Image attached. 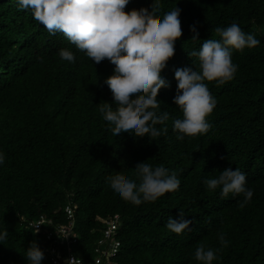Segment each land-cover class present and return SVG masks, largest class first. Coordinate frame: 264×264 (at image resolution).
Segmentation results:
<instances>
[{"label":"trees","instance_id":"1","mask_svg":"<svg viewBox=\"0 0 264 264\" xmlns=\"http://www.w3.org/2000/svg\"><path fill=\"white\" fill-rule=\"evenodd\" d=\"M154 0H129L125 10L148 8ZM159 18L177 6L182 36L174 56L161 75L168 87L158 93L169 119L156 125L161 135L135 138L112 135L98 104L113 102L104 80L113 73L107 58L94 64L61 32L50 33L33 19L31 10L16 0L0 2V264H27L26 248L35 241L48 258L49 243L29 221L45 214L67 222L65 206L74 210L80 239L75 252L86 262L95 257L102 235L98 217L119 215L122 240L117 264H199L195 248L203 243L219 249L212 264H264V0H158ZM236 22L260 43L233 50L238 67L224 84L205 81L216 100L207 116L211 127L204 134L176 138L172 123L182 117L173 102L178 68L192 66L188 53L204 39L215 38L217 26ZM195 25L199 40H191ZM71 49L75 62L58 52ZM115 108V105H112ZM163 165L181 183L153 202L132 204L115 196L107 177L119 172L133 178L137 163ZM238 168L253 190L251 201L239 206L242 196L222 197L206 189L203 180L220 170ZM180 210L192 223L181 234L166 228L169 216ZM229 242L221 246L218 235Z\"/></svg>","mask_w":264,"mask_h":264},{"label":"clouds","instance_id":"2","mask_svg":"<svg viewBox=\"0 0 264 264\" xmlns=\"http://www.w3.org/2000/svg\"><path fill=\"white\" fill-rule=\"evenodd\" d=\"M128 3L129 0H16L19 9L31 10L33 19L50 33H63L94 64L107 58L114 65L113 73L104 80L113 102L98 104L99 113L112 135L124 133L151 139L167 130L156 127L169 119L167 111L157 112L158 93L169 86L161 72L174 56L175 42L182 36L181 10L175 6L158 19L161 12L158 0H154L151 11L148 8L126 11ZM190 31L191 40H199L195 25L190 26ZM212 32L215 38L204 39L198 50L188 53L195 58L194 67L178 68L174 73L177 89L173 102L182 113V117L172 123L178 140L204 134L211 127L206 118L216 100L205 81H216L219 85L231 80L238 67L232 61L233 50L254 48L260 43L254 33L243 31L236 22L226 27L217 26ZM58 55L70 63L76 59L68 48L60 49ZM4 160L5 155L0 151V164ZM134 176L135 179L117 172L108 176L106 182L115 196L135 205L156 201L166 192L177 190L181 183L177 174L162 164L137 163ZM203 184L210 191L219 188L222 197L230 193L242 196L238 202L241 208L253 196V190L246 185L245 174L238 168L220 170L218 175L204 179ZM191 223L180 210L178 217H168L166 228L181 234ZM7 234V229L0 231V241ZM67 235L60 236L66 238ZM218 239L223 247L229 243L224 233H220ZM217 251L219 249L200 243L195 248L194 259L199 264H212ZM24 257L27 264H41L44 251L33 241ZM77 261L78 257L65 258L63 264H77Z\"/></svg>","mask_w":264,"mask_h":264},{"label":"built area","instance_id":"3","mask_svg":"<svg viewBox=\"0 0 264 264\" xmlns=\"http://www.w3.org/2000/svg\"><path fill=\"white\" fill-rule=\"evenodd\" d=\"M76 207V204L65 206L68 219L66 223L57 222L45 214L29 221V226L35 232L45 235L46 241L49 243L48 258L50 262L52 264H63L65 258L78 257L77 264H117L116 257L122 246V240L118 237L119 215L98 217V220L103 224L102 235L94 247L95 257L88 263L75 252V245L81 237L80 233L75 231L74 210ZM60 235H67V237H61Z\"/></svg>","mask_w":264,"mask_h":264},{"label":"rangeland","instance_id":"4","mask_svg":"<svg viewBox=\"0 0 264 264\" xmlns=\"http://www.w3.org/2000/svg\"><path fill=\"white\" fill-rule=\"evenodd\" d=\"M80 230H81V229H80V225H78V226L75 228V231L79 233Z\"/></svg>","mask_w":264,"mask_h":264},{"label":"water","instance_id":"5","mask_svg":"<svg viewBox=\"0 0 264 264\" xmlns=\"http://www.w3.org/2000/svg\"><path fill=\"white\" fill-rule=\"evenodd\" d=\"M3 1V0H0V2Z\"/></svg>","mask_w":264,"mask_h":264}]
</instances>
